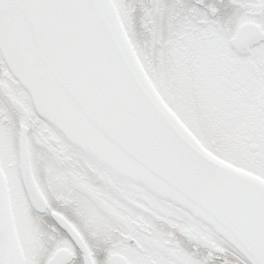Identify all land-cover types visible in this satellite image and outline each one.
Returning a JSON list of instances; mask_svg holds the SVG:
<instances>
[{
    "label": "snow or ice",
    "instance_id": "6c2138e0",
    "mask_svg": "<svg viewBox=\"0 0 264 264\" xmlns=\"http://www.w3.org/2000/svg\"><path fill=\"white\" fill-rule=\"evenodd\" d=\"M0 264H264V0H0Z\"/></svg>",
    "mask_w": 264,
    "mask_h": 264
}]
</instances>
